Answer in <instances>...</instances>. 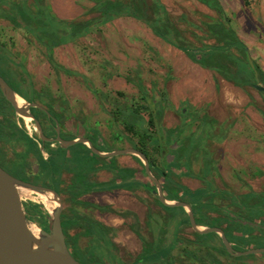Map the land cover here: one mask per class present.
I'll use <instances>...</instances> for the list:
<instances>
[{
  "label": "crops",
  "instance_id": "0c3cea01",
  "mask_svg": "<svg viewBox=\"0 0 264 264\" xmlns=\"http://www.w3.org/2000/svg\"><path fill=\"white\" fill-rule=\"evenodd\" d=\"M0 1V17L5 14L8 15L7 10L9 6L7 0ZM24 2L30 8L33 7L31 11L35 13L41 12L40 7H43L52 15L64 20L74 22L92 21L91 29L79 35V39L76 41L69 40L56 44L57 46L54 45L53 58L57 55L58 59L70 72L66 71L67 69L57 70L53 64H48L41 54L42 48L37 45L38 43L36 46H31L32 49L28 54L26 62L33 75L34 83L39 86L42 82H46L47 86L52 90L53 107L61 117L62 123L64 122L69 126L68 131L71 136L76 137L93 133L109 141L107 149L103 148V146H106L103 140L100 142L103 150H112V148L116 149L128 145V140L123 139L121 135L135 134L132 137L134 140H137L139 137L141 143L144 142L147 147L149 142H151L158 150L166 148L167 152L169 150L167 143L170 141L166 140L168 136L165 139L159 138V134L163 133V130L169 132L175 126L183 124L186 130L182 131V133L190 134L197 131L196 125H192L191 119L189 122L183 121L184 123L177 120V122L169 123L167 126L163 124L169 112L168 109L172 106L175 108L180 107L179 109L183 107L185 109V116L190 117L193 109L203 105L204 109L202 110L210 118L206 125L209 132L207 139L209 142H213L211 148L216 149V145L219 146L221 143L226 151L223 153L224 157L219 163L221 171L215 173L209 168L213 163L208 160L209 155L206 149L209 147L198 146L196 148L190 139L185 144L186 149L182 157L179 158V153L177 152L174 154L166 153L167 155H173V158L167 161V158L165 159L166 154L164 153L160 159V164L164 166L161 168V171L166 174L164 176L167 179L169 178L174 183L175 188L184 190L183 194L189 197L190 201L197 206L196 211L208 209L212 213L215 208L221 210L223 217L216 215L211 219L216 221V224L221 221V224H218L221 228H227V220L234 223L235 226L230 227L228 225L233 238L236 239L248 234H262L264 232V204L254 210H249L246 205L241 204V202L235 203L232 199L233 201L231 200L229 203L231 205L236 204L238 208L235 209L233 206H227L226 208L223 201H220L219 198L222 195L219 191L221 188H226L229 190V193L240 191L242 195H247L246 203H254L255 199L252 198L254 196L260 197L259 195L264 193V142L261 140L262 137H260V140L257 139L258 134L263 135V126H259L251 120L250 122L248 121L249 124H246L247 126L226 125L224 119L229 117L225 113L221 114L211 104H208V101H212L213 94H206L205 97L198 100V103L197 100L193 99V92L196 90L198 84H194L195 79L191 76L194 72H198L199 67L202 69H206V67L192 60L184 50L164 40L147 23L133 15H120L105 22H100V11L95 9V0L89 6L82 2V15L80 16L61 15L57 10L58 8L56 9L57 6L53 0H40L41 3H39V0H27V2L22 0V5ZM95 10L98 13L97 15L88 16V13H92ZM120 19H128L131 25H133L131 26V30H113L112 21ZM144 25L148 27L146 28ZM104 33L107 34L105 39ZM113 37L126 44V46L131 47L138 54L139 58L141 57L142 59L145 52L149 59H153L149 62H144L146 72L139 71V74L143 77L141 81H137L134 77V74L138 72L136 70L137 65L134 66L132 62L128 63L126 57L118 58L113 56ZM110 39L112 44L108 45ZM77 42L80 44L79 50H75L74 45H71ZM136 42H139L140 45L137 46ZM86 44L92 47L89 49V57L85 55V50H87ZM72 51L78 52L79 62L72 60ZM152 53L155 56H152ZM103 54L111 55L112 58L110 57L109 62L99 57V55L104 56ZM154 59H158L159 61H155ZM130 64L131 67L129 66ZM116 65H119V67H115ZM128 72L129 78L126 76ZM148 85L151 86L148 87ZM214 85H217L215 79ZM135 101H138L140 105L136 106L134 104ZM145 111L147 113H144ZM139 115L142 118L148 117L149 122H153V118L156 121V135L152 138H149V136H151V131L154 132V130H151L150 125L147 128L142 126L143 124H136V119ZM237 131L242 133V137H240L242 139L240 140H236L233 137ZM222 132L225 133V136L221 135ZM200 134L201 132H199ZM143 135L149 136L143 138ZM183 140L185 139L181 138V141ZM239 156L243 160H239ZM113 162L116 163L115 166L112 165ZM102 164L105 165L104 168L111 170H113L112 167H115L116 171L115 169L113 171L116 174L112 175L114 173L112 171L109 172L111 174L108 172L104 173L101 175V181L105 184L108 180V175H112L111 180H113V184L117 185V188L113 192L103 190L96 197L99 199L100 196L103 202L116 204L117 209L120 211L124 210L127 206L136 208V203L133 202L134 199L133 197L131 198L130 194V190H133L135 187L134 185L129 186L132 182L124 178V175L122 176V166L139 167L134 156L127 153L105 156ZM171 166L174 169L167 168ZM235 166L240 167L241 170L235 172ZM125 177L127 176L125 175ZM177 183L179 186H177ZM88 198L94 197L88 196ZM200 202H203V204ZM154 207H156V204L152 194L151 209ZM163 207L170 210L165 220L163 219L164 222L157 215H154L152 222H157V224L153 233L148 236L150 241L153 242L149 246L150 250H161L165 246H171L172 248L171 244H166L163 240L170 229L171 221L180 220L182 222L187 211L186 207H184V212L177 205L163 204ZM196 211L195 213H197ZM225 217L231 219H226ZM110 218L112 219V223L122 229L118 235L120 245L125 246L135 254L146 253L145 247L134 238L133 232L127 229L126 226H123L124 224L122 225L124 220L122 216L111 215ZM206 223L202 221L197 225L200 228H205L208 226ZM236 230L239 232H236ZM173 234L175 238H178L175 232ZM230 241L234 244V239H230ZM249 247H255V245L246 244L243 249ZM169 254H163L158 261L165 259ZM154 262H148V264H154Z\"/></svg>",
  "mask_w": 264,
  "mask_h": 264
},
{
  "label": "flooded vegetation",
  "instance_id": "af4514ba",
  "mask_svg": "<svg viewBox=\"0 0 264 264\" xmlns=\"http://www.w3.org/2000/svg\"><path fill=\"white\" fill-rule=\"evenodd\" d=\"M31 36L33 38L35 37L34 35ZM7 37L9 38V43H7ZM11 40H13L11 34L6 35L5 32H0V47L3 48L0 52V57H2L0 59L3 62V66L0 67V75L9 84L16 95H20L26 102L31 101L37 103L40 107L30 106L29 111L35 118L27 120L24 116H21L15 111L0 88V166L16 177L36 184L45 185L59 193L62 200L61 223L65 242L70 253L78 261L82 262V257L88 255V251H86L88 246L96 244L108 245L110 249L109 252L115 255L112 248H116V246L120 245L118 242V235L122 229H120L118 225L112 223V219L110 218L111 215L122 216L124 219L122 225L124 224L123 226H126L127 229L133 232L134 238L145 247V251L149 250V246L153 242L150 241L148 236L153 233L157 224V222H152L154 215H157V217L163 221L170 209H165V207H163V203L160 201L155 191L154 182L146 172L142 161L139 157L133 155L139 167L122 166V176L124 175V178L132 182L129 186L134 185L135 187L133 190H130V194L131 198L133 197L134 199L133 202L136 203V208L127 206L124 210L120 211L117 209L116 204L103 202L100 196L98 199L96 196L99 192L103 190L113 192V190L117 188V185L113 184V180H111V176L116 174V168L112 167L115 171L104 168L105 165L102 164V160L105 156L96 154L84 142H79L82 144V147L77 146L78 143L68 147H61L58 141L54 139L56 136V128H58L59 134L63 138H72L75 136H71L67 125L64 122L62 123L61 117L58 112L55 111L52 102V90L47 86L46 82H42L39 86L34 83L33 75L26 63L28 55L26 56L23 54V50L18 47L16 40H13L12 43ZM34 40L38 43L37 45L42 48L41 54L45 61L51 64L54 48L53 32H41ZM10 43L12 45H10ZM4 56H6V59ZM253 83L251 84L253 85ZM184 110L185 109L181 107L179 116L180 122H189L191 119V123L192 125H196L197 131L190 134L182 133V131L186 130L183 124L175 126V128L169 132L163 130V133L159 134V138L165 139V137L168 136L166 140H170L167 143L169 150H167L166 153L174 154L177 152L179 153V158L182 157L186 149L185 144L188 142L189 138L192 137V144L194 147H209L206 149L209 155V159H207L213 162L212 166H209V168L215 173L220 172L221 167L219 163L224 157L223 153L226 151L221 143L219 146L216 145V149L211 148L213 142H209L207 139L209 132L206 125L210 120L209 116H206L203 110L200 111L198 108H195L192 110V115L190 114V117H186ZM36 120L39 122L42 134L35 126ZM26 121L33 124L34 127L32 131L28 130L29 127L24 123ZM225 121L226 124H229L227 118L224 119V122ZM199 132H201L200 135ZM223 133L224 132H222L221 135L225 136V133ZM83 136L88 137L92 144L100 149H102L100 146L102 140L106 146L109 142L107 139L104 140L93 133ZM133 136H135V134L125 135V138L127 137L126 139L128 140V145L126 147H135L141 151L147 150V154H144L148 158L150 168L154 171L161 183L165 197L169 199L168 195L174 193L173 195L175 198L169 200H183L189 202L196 224L202 221L207 222L206 224L208 226H218V224H221V221H218L219 223L216 224V221L211 219L216 215H221L223 217V212L221 210L212 208L214 209V211L211 210L212 213L208 209H201L198 212L196 211L197 206L190 201L189 197L183 194L184 190L175 188L169 191L164 188L166 183V177L164 175L166 174L153 162L146 144L144 142L141 143L138 136L137 140H134V138H132ZM147 136L149 135H143L142 137L146 138ZM181 138L185 140L181 141ZM123 147L124 146L121 148ZM92 156L94 159L91 158ZM239 160H243V158L240 157ZM46 165L50 166L49 170L45 169L44 166ZM112 165L115 166L116 163L113 162ZM234 169L235 172L241 170L240 167ZM111 171L114 173L108 175V180L104 184L100 179L101 175ZM125 175L127 177H125ZM172 184L174 185L173 182ZM177 186H179L178 183ZM219 191L222 193L219 197L220 201H223L226 208L227 206H233L235 209L238 208L236 204L231 205L229 202L232 200L231 197L233 195L236 194L241 196L242 192L236 191L229 193V190L226 188H221ZM152 194L156 207L151 209ZM88 196L94 198H88ZM204 202L206 203V201ZM233 202L238 203L239 201L234 199ZM200 203L203 204V202ZM177 206L184 211L185 206ZM223 209L225 210V208ZM195 211L197 213H195ZM26 214L29 216V213L26 212ZM198 219L201 221H198ZM228 225L232 227L234 223L228 222L227 220V228H222L225 235L229 230ZM183 226H187L190 229V235L180 236V229L183 228ZM40 227L47 229L44 223H42ZM169 228L165 239H167L169 231L175 232L178 238H174L175 242L163 240L166 244L172 245L171 252L165 258L166 261L164 264H264V258L247 261L232 259L231 256H229L230 253L225 250V248L223 249L224 251H222L215 246L221 241V237L214 231H211L214 234L213 241L206 240V242H204L199 239L196 234L202 232L196 231L190 224L188 211L185 212L182 222H180V220H172ZM237 230L236 232H239ZM175 249L176 251H174ZM141 254L143 253L135 254V258H133L132 261L139 260L138 256Z\"/></svg>",
  "mask_w": 264,
  "mask_h": 264
},
{
  "label": "rangeland",
  "instance_id": "374dc122",
  "mask_svg": "<svg viewBox=\"0 0 264 264\" xmlns=\"http://www.w3.org/2000/svg\"><path fill=\"white\" fill-rule=\"evenodd\" d=\"M25 1L27 2V0ZM53 1L57 6L56 9L58 8L57 10L63 16H69V15L80 16L82 15V2L88 4V6L92 4V2H94V0H53ZM159 1L164 5L168 19L181 32V37L183 38L184 42H187L197 47L202 46V44L216 43L214 35L209 31L207 27L208 23L216 22L222 19V16L214 8L203 3L200 0H159ZM219 1L222 8L225 11L224 16L228 24L234 28V30L237 32L239 37L246 43L248 53L253 58V60H255V62L264 70V0H219ZM7 2L9 6L7 10L9 16L5 14L0 17V32H5L6 35L11 34L12 39L16 40L18 47L22 48L23 54L27 56L33 47L32 45L36 46L37 44L34 38L41 33L35 27H32L35 26V23L33 22L31 23L32 24L31 28L28 30V25H27V20H29L28 12L31 10V8L33 10V7L30 8L29 6L25 5V2L22 5V0H10V1L7 0ZM141 2L140 3L142 4L143 13L146 16L152 15V11H151L152 10L151 6L153 4L152 0H142ZM97 14L98 13L95 10L92 13L91 12L88 13V16H95ZM39 15H41V13ZM12 17H15V19H12ZM10 20H16L18 21V23L16 24L14 23V21H10ZM131 26L133 25H131V22L128 21V19H120V20L112 21L113 30H119V31H126L127 29L131 30ZM148 26L146 25L145 27L147 28ZM31 35H34L35 37L33 38ZM72 35L73 37L70 39V41H76L77 39H79V35H77V32H72L71 36ZM103 36L105 39L107 37V34L104 33ZM66 37H67L66 34L65 35L63 34V37H61V34H57V36L56 35L54 36L53 34V45L57 46L56 44L63 43L64 41L63 42L58 41L62 38L63 39L70 38V37L67 38ZM7 39H8L7 43H9L8 42L9 38L7 37ZM13 40H11V43L13 42ZM112 40L114 42L112 47L114 50L112 51L113 56L118 58L126 57L128 63L132 62L134 66L137 65L136 70L138 72L134 74V77L137 81H141L143 77L142 75L139 74V71L146 72V67L144 66V62H149L153 59H149L147 53L145 52L143 53V57L141 59V57L139 58L138 54L135 53L131 47L126 46V44H123L117 38L113 37ZM11 43L10 45H12ZM111 44L112 42L110 39L108 45ZM135 44L137 46L140 45L139 42H136ZM71 45L72 46L74 45L75 50L80 49L79 42ZM85 47L87 49L85 50V55L86 57H89L88 56V54L90 53L89 49L92 47H90L88 44H86ZM96 47H100V46H96ZM2 49L3 48L0 47V52ZM77 53H78L77 51L76 53L72 51V55H73L72 60L79 62ZM152 56H155L154 53H152ZM99 57L104 61L109 62L111 55H104V56L99 55ZM4 58L6 59V56H4ZM81 60H82V54H81ZM155 61H159V60L156 59ZM51 64H53L57 68V70L67 69L65 65L58 59L57 55H55L54 58L51 60ZM2 66H3V62L1 60L0 67ZM129 66L131 67V64ZM115 67H119V65H116ZM66 71L70 72V70L68 69ZM126 76L129 78L130 76L129 72L128 74H126ZM191 77L195 79L194 84H198L196 90H194L193 92L194 93L193 99L197 100V103L199 102L198 100L205 97L206 94L208 93L213 94L214 97L212 98V101H208V104H211L221 114L225 113L229 117L227 118V120L231 126L232 124H236L239 126H243V125L247 126L246 124H249L250 120L255 124H258L259 126L262 125L263 135L258 134L257 139L260 140L261 139L260 137H262L261 140L262 142H264V91L256 89L251 84L255 82V80L251 81V79L250 80L247 79L246 84H244V86L241 87L239 85H236L232 81L225 79L217 71L210 68L202 69L201 67H199L198 72H194ZM214 79L217 84L216 86L214 85ZM145 80L147 79L145 78ZM260 83L264 85V81H260ZM151 85H148V87H150ZM134 104L136 106L140 105L138 101H135ZM212 106L210 107L212 108ZM136 108L139 109L138 107ZM179 108L180 107L175 108L172 106L170 109H168L169 112L163 124L167 126L169 125V123L177 122L180 116ZM198 108H200L199 109L200 111L204 109L203 105ZM144 113L147 112L145 111ZM135 114L137 113L135 112ZM147 118L148 117L142 118V116L139 115V117H137L136 119V124L138 125L143 124L142 126H145L147 128L148 125H150L151 130H154V132L151 131L150 138H152L153 136L156 135L155 133L156 121H154L153 118L152 120L153 122H149ZM33 127H34L33 124L30 123L28 130L32 131ZM121 137L123 139L127 138V137L125 138V134L121 135ZM233 137L236 140H240L242 139L240 138L242 137V133H239L237 131V133L233 135ZM189 139L190 141H193L192 137H190ZM77 146L82 147V144L78 143ZM153 146H154L153 143L149 142L148 148L150 151V157L158 167L162 168L163 166L162 164H160V159L164 155V153L166 154V148H164L163 150H158L157 147L155 146L153 147ZM103 148L107 149V146H103ZM172 156H173L172 154H168V155L166 154L165 159L167 158L168 161L173 158ZM91 158L94 159L93 156ZM44 167L46 170H49L50 166L46 165ZM167 168L174 169L172 166ZM169 173L171 172L169 171ZM206 173H208V171H206ZM259 196L260 197L254 196L252 198L255 199L254 203H246V199L248 198V196L245 194L241 196L235 194L231 197V199L238 200L239 202H241V204L246 205L249 210H254L264 204V193ZM29 201L35 203L37 209L31 210L30 213L28 214L29 215L28 218L32 222L36 223L38 226H41L42 223H44L43 216L45 217V220H47L48 211L50 208H48L43 203H41L39 199L36 197L35 193H31L28 197L22 198L24 209L27 202ZM198 221L201 220L198 219ZM179 234L180 236H187L191 234V231L187 226H183V228L180 229ZM196 235L199 239H201L204 242H206V240L208 241L214 240V234L211 231L206 233H197ZM226 237H228L229 240L234 239L233 247L236 248L237 250H243V247L246 246V244L247 245L253 244L255 245V247L264 246L263 245L264 232L262 234H254V235L248 234V235L240 236L235 239L232 237L230 230H228L226 232ZM174 238L175 237L173 232L169 231L168 237L165 240L170 242H175ZM216 247L217 249L224 251L223 250L224 245L222 241H219ZM86 249H87L86 251H88V255H84V257H82V262L87 264H92V263L128 264L135 257L134 252L128 250L125 246L122 245H118L116 246V248H112V250L115 252V255L109 252L110 249L108 248V245L96 244V245L88 246ZM170 250H171V246L168 247L165 246V248H161V250L149 249L146 251V253L140 255L139 260L131 262L130 264H148V262H154V261L157 262L158 259L161 258L163 254H169ZM174 251H176V249ZM229 256H231L232 259L247 261L251 259L254 260V259L264 258V252H251V253H243V254L230 253ZM165 261L166 259H162L154 264H164Z\"/></svg>",
  "mask_w": 264,
  "mask_h": 264
},
{
  "label": "water",
  "instance_id": "95a60500",
  "mask_svg": "<svg viewBox=\"0 0 264 264\" xmlns=\"http://www.w3.org/2000/svg\"><path fill=\"white\" fill-rule=\"evenodd\" d=\"M246 56L254 72L255 82L253 86L258 90L264 91V85L260 83L256 65L248 50ZM0 88L17 113L21 116H28L31 119L35 118L29 111V107H40V105L31 101H25L23 105L19 106L16 103V94L1 75ZM35 126L42 134L38 120H36ZM54 139L58 141L61 147H68L75 143L84 142L93 152L101 156H112L121 153L136 155L140 158L146 172L154 182L155 191L160 201L165 205L185 206L188 211L189 222L196 231L202 233L214 231L218 233L225 250L233 254L264 252V246L249 247L243 250L235 249L231 241L224 234L223 229L219 226L198 227L189 202L183 200L169 201L165 197L161 183L154 171L150 168L148 158L143 151L135 147L103 150L94 146L88 137L76 136L63 138L60 136L58 128H56V136ZM20 186L38 192H48L52 199L57 202L56 206L48 211L47 229L41 228L35 223L38 227L37 235H34L30 229L32 221L28 218L23 207L22 198L18 192V187ZM61 211L62 200L56 190L16 177L0 166V264H85L78 261L68 250L61 223Z\"/></svg>",
  "mask_w": 264,
  "mask_h": 264
},
{
  "label": "trees",
  "instance_id": "16d2710c",
  "mask_svg": "<svg viewBox=\"0 0 264 264\" xmlns=\"http://www.w3.org/2000/svg\"><path fill=\"white\" fill-rule=\"evenodd\" d=\"M141 1L142 0H95V9L100 11V22H105L109 19L125 14H130L143 20L157 35L184 50L192 60L196 61L203 67L217 71L225 79L232 81L236 85L243 87L244 84H246L247 79H251V81L255 80L254 72L247 61V45L239 37L234 28L228 24L224 16L225 11L219 0H200L214 8L222 16L221 20L208 23L207 25L209 31L214 35L216 43L202 44L200 47L184 42L181 37V32L168 19L166 9L159 0H152V15L150 16H146L143 13ZM39 3H41L40 0ZM40 9L42 11L40 10L41 12L38 13L31 10L28 12V30L31 28L32 22L35 23V26L32 27H35L39 32H53L54 36L61 34V37H63V34L70 37L72 32H77V35H81L91 29L92 21L74 22L64 20L52 15L46 8L40 7ZM40 13L41 15H39ZM12 19H15V17H12ZM12 21L16 24L18 23L16 20ZM72 37L73 35L70 38H62L58 41H69ZM254 63L257 68L258 78L260 81H264V70L255 62V60ZM172 130L173 128L169 131ZM146 151L144 150L143 152L147 154ZM164 188L172 191L175 189V186L169 178H166ZM173 194H169L168 198H175ZM33 209H37L36 204L31 201L27 202L25 206L26 212L30 213ZM43 219L44 225L47 226V220H45L44 216Z\"/></svg>",
  "mask_w": 264,
  "mask_h": 264
},
{
  "label": "bare ground",
  "instance_id": "6f19581e",
  "mask_svg": "<svg viewBox=\"0 0 264 264\" xmlns=\"http://www.w3.org/2000/svg\"><path fill=\"white\" fill-rule=\"evenodd\" d=\"M24 102H25L24 98H22L20 95H16V103L19 106L23 105ZM24 118L27 120L28 119L30 120V117H28V116H24ZM24 123L27 127H29V125H30L29 121H26ZM18 192H19L21 198L28 197L31 193H35L36 197L39 199V201L50 209L54 208L57 204V202L52 199L51 195L48 192H45V193L38 192V191H34L33 189L23 187V186L18 187ZM30 229L34 233V235L38 234V227L36 226L35 223L32 222L30 224Z\"/></svg>",
  "mask_w": 264,
  "mask_h": 264
}]
</instances>
